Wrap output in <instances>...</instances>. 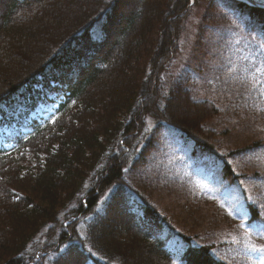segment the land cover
Here are the masks:
<instances>
[{"label":"trees","instance_id":"1","mask_svg":"<svg viewBox=\"0 0 264 264\" xmlns=\"http://www.w3.org/2000/svg\"><path fill=\"white\" fill-rule=\"evenodd\" d=\"M202 1L0 0V125L32 131L0 138V264H228L139 185L156 152L181 140L173 161L201 163L193 175L214 197L261 224L226 134L205 127L219 109L169 75ZM221 13L240 20L227 29L264 66V10L232 1ZM53 95L55 115L30 120Z\"/></svg>","mask_w":264,"mask_h":264},{"label":"rangeland","instance_id":"2","mask_svg":"<svg viewBox=\"0 0 264 264\" xmlns=\"http://www.w3.org/2000/svg\"><path fill=\"white\" fill-rule=\"evenodd\" d=\"M251 2L264 6L262 0ZM231 6L230 1L212 0L191 7L169 75L180 77L195 100L213 102L219 109V115L205 127L226 134L224 150L236 152L234 166L248 177V196L261 224L251 228L242 216L234 214L233 207L214 197L209 182L193 175L201 163L173 161V156L181 157L182 140L174 152L162 148L156 152L139 185L196 245L213 246L216 257L228 264H261L264 252L252 251L250 245L264 246V182L258 178L264 177V159L252 152L256 145L264 148V66L255 63L258 52L252 51L250 41L227 29L242 26L236 16L234 24L221 13ZM49 100L59 99L53 95ZM56 108V104L39 105L30 120L47 118L45 112L51 115ZM14 130V126L0 125L3 139ZM28 159L33 160L31 156Z\"/></svg>","mask_w":264,"mask_h":264},{"label":"snow or ice","instance_id":"3","mask_svg":"<svg viewBox=\"0 0 264 264\" xmlns=\"http://www.w3.org/2000/svg\"><path fill=\"white\" fill-rule=\"evenodd\" d=\"M262 234H264V228L261 229ZM252 251L264 252V246H257L255 244L250 245ZM261 264H264V259L261 260Z\"/></svg>","mask_w":264,"mask_h":264},{"label":"water","instance_id":"4","mask_svg":"<svg viewBox=\"0 0 264 264\" xmlns=\"http://www.w3.org/2000/svg\"><path fill=\"white\" fill-rule=\"evenodd\" d=\"M236 1L244 2V3H247V4H249V5L256 6V7L260 8V9H264V7H262V6H257V5H255V4H253L252 2H250L249 0H236Z\"/></svg>","mask_w":264,"mask_h":264},{"label":"bare ground","instance_id":"5","mask_svg":"<svg viewBox=\"0 0 264 264\" xmlns=\"http://www.w3.org/2000/svg\"><path fill=\"white\" fill-rule=\"evenodd\" d=\"M262 1H264V0H262Z\"/></svg>","mask_w":264,"mask_h":264}]
</instances>
